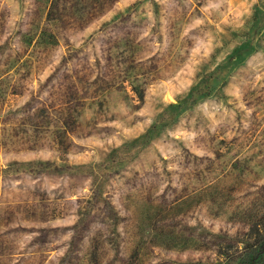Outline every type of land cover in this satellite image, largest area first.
<instances>
[{
    "label": "rangeland",
    "instance_id": "obj_1",
    "mask_svg": "<svg viewBox=\"0 0 264 264\" xmlns=\"http://www.w3.org/2000/svg\"><path fill=\"white\" fill-rule=\"evenodd\" d=\"M264 232V0H0V264H234Z\"/></svg>",
    "mask_w": 264,
    "mask_h": 264
},
{
    "label": "trees",
    "instance_id": "obj_2",
    "mask_svg": "<svg viewBox=\"0 0 264 264\" xmlns=\"http://www.w3.org/2000/svg\"><path fill=\"white\" fill-rule=\"evenodd\" d=\"M232 260L234 264H264V232L241 248H236Z\"/></svg>",
    "mask_w": 264,
    "mask_h": 264
}]
</instances>
